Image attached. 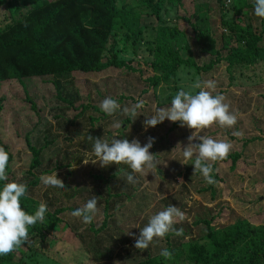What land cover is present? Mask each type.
<instances>
[{
	"label": "trees",
	"instance_id": "trees-1",
	"mask_svg": "<svg viewBox=\"0 0 264 264\" xmlns=\"http://www.w3.org/2000/svg\"><path fill=\"white\" fill-rule=\"evenodd\" d=\"M136 1L139 2V0ZM191 1V14L181 16L179 11L186 12L183 9L184 0H140L139 3L132 5L123 0H0V7L5 6L9 17L8 22L3 24L0 22V88L5 82L17 81L24 92L25 101L36 116L35 125L23 136L24 154L30 155L29 164L25 166L22 163L23 169L19 172L17 169H20V162L17 163L13 154L0 140V147L9 153L6 170L8 181H0V187L6 182H19L22 180L19 179V175L23 179L30 177L31 180H27L26 183L27 193L21 198V206L28 214H34L39 207V202L30 197L28 191L30 188L42 186L39 177L42 174L48 175L50 171L43 169L41 174H35V171L42 169L44 160L42 159L43 149L37 146L38 142L33 143V138L38 134L45 117L39 115L37 105L26 91L24 79L51 77L50 84L54 89V95L44 101L46 112L54 109L65 113L64 118L60 119L61 133L59 136L54 135L48 145H53L59 150L62 140L70 142L74 138L83 137L85 133L83 146L90 148L92 142L88 140V136L99 138L101 135L96 134L103 127L100 125L99 117L106 121L111 116L104 114L98 106L83 102L79 96L80 93L78 94L80 88L74 75H102L112 70L113 76L100 78L131 76L129 77L133 83L131 91L132 88H139L142 85L140 90H143L145 94L151 89L152 92H156L161 83H172L176 84L177 88L175 86L171 88L177 93L176 89L179 88L177 75L180 69L192 70L200 76V80L215 81L214 70L222 62L226 63V70L230 71L235 66L245 67L264 61V46L260 45L263 40L262 34L255 33L249 16L250 10L254 9V1L248 3L247 0H231L228 4V0H215L219 7L220 26L223 28L220 36L223 46L221 45L220 49H217L209 24L211 9L207 2L210 0ZM169 9H175L174 22L164 18ZM228 16H231L232 20H229ZM180 20L184 22L188 30L179 28L177 21ZM260 23L263 24L264 20L261 19ZM223 51L226 53L225 56L222 55ZM140 52H146V55L139 58L141 60L139 62L137 56ZM205 56L210 57L209 62L200 66L197 61L204 59ZM145 65L153 72L152 77H142L146 69L143 68ZM136 77H138V83ZM91 81L93 80L84 79L85 88ZM64 84L69 86V92H67L68 86L64 88ZM196 91L198 92L199 89ZM129 97L133 96H119L117 102L119 104L128 102ZM171 98L169 94L167 99ZM134 101L131 99V102ZM3 102L4 98L1 97L0 112L3 110ZM230 103H227L230 106L229 110L234 112L235 108ZM89 111L97 113V116L88 118ZM125 117L119 121L122 122V129L116 127L115 130H111L116 122H110L107 126V134L104 133V139L110 142L112 138L124 135L127 125L132 122V118ZM259 119L260 117L256 118V121ZM213 127L208 128V131H212ZM132 129L138 130L136 126ZM179 129L185 131V127H179ZM109 130L112 132L110 133ZM223 130L226 136L231 138V132L237 131V127L223 128ZM148 133L151 134L152 130ZM155 135L152 133V136L155 137ZM259 138L256 136L244 140L241 151L236 152L233 149L227 159L220 163L234 169L235 163L239 158L244 157V154L248 153L249 158L258 154L254 153L256 150H253L254 147L248 149V145L257 142ZM128 140L130 142V137ZM166 152L168 153V150ZM259 155L262 157V154ZM54 158L53 162L56 163L58 170L61 166L57 164V157L54 156ZM69 159L75 161L72 167L78 170L79 166L76 163L81 164L80 159L77 160L73 156ZM13 162L16 163L14 167H12ZM249 163H251L250 160ZM212 167L215 166L212 165ZM261 173L258 172L260 175ZM91 175L93 180H100V177H103ZM113 178L115 174L110 175V179ZM214 179L217 182L222 180L219 172L214 175ZM105 181L104 178L101 179L102 184ZM262 184L260 182L258 185ZM96 187L98 189L102 187L95 196L98 199L97 205H102L104 213L105 219L101 225L103 229L118 203L119 194L111 195L112 189L108 185L96 184ZM214 187L215 185L208 184L206 190V192L210 191L213 200L216 197ZM87 189L83 187L77 192L65 188L62 192H57L58 194L54 195L53 192V199L55 200L54 197L58 195L56 201L64 198L68 203L72 201V204L78 205V200L81 199L82 193L87 192ZM74 197H76L75 201ZM75 210L76 208L69 207L66 211L72 213ZM62 213L61 208L53 212L47 209L44 222H38L29 227V242L6 256H0V264H22V259L32 242L46 244L44 240L46 235L56 231L63 224L60 218ZM218 216L219 211L213 216L211 214L207 218L193 222L194 225L201 224L205 228L203 234L195 240L182 242V235L175 236L172 233L166 235L163 241L166 244L165 248L172 253L171 259H165L160 253L143 255L139 250L130 253L127 248L122 251L131 257V264H264V210L257 218L263 223H253L238 218L230 226L216 228L213 223ZM88 225L89 230L94 232L93 222ZM95 232L98 233V230ZM120 243V245L115 243L114 248L121 249L129 242L120 241ZM17 254L18 259L15 258ZM110 254L111 252L95 254L93 258L97 260L96 263L101 264L113 260Z\"/></svg>",
	"mask_w": 264,
	"mask_h": 264
},
{
	"label": "rangeland",
	"instance_id": "rangeland-1",
	"mask_svg": "<svg viewBox=\"0 0 264 264\" xmlns=\"http://www.w3.org/2000/svg\"><path fill=\"white\" fill-rule=\"evenodd\" d=\"M123 1H126L129 5L140 2V0L139 2L136 0ZM253 1L247 0L248 3ZM191 2V0H184L183 9L186 12L179 11L181 16L191 14ZM207 4L211 9L209 24L213 31L212 36L217 43V49H220L221 45L223 46V43L220 42L223 28L220 26L219 7L215 0H210ZM179 13L177 12V16ZM249 16L251 17L255 33L262 34L263 40L260 45L264 46V23L261 24V18L254 15V9L250 10ZM175 17V9H169L164 18L169 22H174ZM227 18L232 20L231 16ZM8 19L7 9L5 6L0 7L1 24L8 22ZM151 23L154 24V21ZM177 23L180 29H186L182 20L177 21ZM145 55L146 52H140L137 56L138 61L140 62L139 58ZM222 55H226L225 51L222 52ZM209 59V56H205L204 59L197 61V63L201 66L207 64ZM143 68L146 69H144L142 77H152L153 72L150 71L148 66L145 65ZM214 71L216 89L213 95L217 93L224 94L225 103H230L232 100L230 105L235 108L234 113L237 115L235 126L237 131L242 132V135L236 137L231 132L230 138L226 136L223 128L215 125H213L214 127L212 126V131L205 129L199 135L230 142L232 144L231 151L234 149L236 152L241 151L244 140H249L256 136L260 137L257 142L248 145V149L254 147L253 150L256 149L254 153L258 154L250 158L247 155L248 153L244 154L247 157L242 156L239 158L234 165V169L223 166L220 161L212 164L215 166L212 172L213 178L217 172L220 173L222 178L220 182L215 184L213 189L216 194L215 200L211 198L210 191L206 192L208 184L202 175L199 172L193 174L194 165L192 163L195 157L189 160L188 164L181 163L184 160L183 148L187 146V138L192 134V130L185 127V131H181L179 122L174 123L166 119L155 127L149 126L145 131L144 120L155 115L157 109L171 104V100L176 94L175 89L173 90L171 87H176V84L161 83L156 92H152L151 89L145 94L143 90H140L142 85L139 88H132L131 91V86H133L131 78H129L131 76L100 78L111 76L114 74L112 70H108L102 75H74L80 88V91H78L80 98L83 102L91 103L95 107H99V104L106 97H111L118 101V97L122 95L133 97H129L130 100L128 102L120 104L121 110L124 107H131L139 100L145 101L144 107L138 110L137 117L132 118L130 125H127L124 135L116 138L129 139L130 137V142L133 139L139 140L141 146L147 143L149 137L154 138L153 147L149 151L155 155L159 165L157 166L156 174L149 173L147 169L143 174H134L137 183L130 184L127 182L125 173H131V169L125 164H113L101 168L99 165L97 167L94 166L91 162L88 164L83 163L85 160L91 161L95 159L94 155H92V145L90 148L83 146L85 133H83V137L74 138L70 142L65 139L62 140L59 150L53 145H48L53 140L54 135L59 136L61 133L62 122L60 119L64 118L65 113L54 109L46 112L44 101L54 95V89L50 84L51 77L24 79L26 91L37 105L39 115L45 117L38 134L33 138V143L38 142L37 146L43 149L42 159L44 160L42 169L35 171V174H41L43 169L50 171L48 175L56 171L57 177L63 180L65 188L73 189L77 192L83 187L88 189L87 192L82 193L81 199L77 202L78 205H74L72 201L68 203L64 198L56 201L58 195L54 197L55 200L53 199V192L55 195L64 189L46 188L42 183V186L30 188V191H28L29 196L33 199L35 198L39 204L45 202L49 212H53L57 208L63 210L60 215L63 224L56 231L46 235L44 239L46 244L32 242L31 247L26 251L22 259V264H98L95 262L97 260L93 258V255L107 252H111L110 258H113V260L102 262L101 264H131V257L127 256L122 249L127 248L130 253L137 251L134 246L135 237L139 235L140 228H143L148 223L150 216L164 210L169 205L177 206L184 213L183 221L178 220L175 224V228L183 229L182 242L195 240L203 234L204 226L201 224L196 226L193 222L207 218L211 214L213 216L218 211L219 216L213 223L216 228L230 226L238 218H243L253 223H263L261 219L257 218L259 213L264 210V61L245 67L235 66L230 71L226 70V63L222 62L219 66H216ZM85 78L93 80L86 85V88L84 86ZM137 78L136 81L138 83ZM197 78L200 79V76H197L192 70L180 69L177 75V86L185 91L192 90L191 85L196 82ZM67 86V84H64V88ZM179 88L176 91H179ZM192 91L194 93L197 92L196 89ZM67 92H69V86ZM169 94H171V99H167ZM1 97L4 98V102L3 110L0 112V140L8 148L9 152L13 154L17 163L20 162V169L16 168L17 172H19V170L23 169L21 167L23 166L22 163L25 166L29 164L30 155L28 153L24 154L23 136L35 125L36 116L25 101L24 92L17 81L3 83L0 88ZM131 99L135 101L131 102ZM242 108L243 110H241ZM89 113L90 115H87L88 118L97 116V113L93 111H89ZM258 117L260 119L256 121ZM99 118L100 125L103 127L96 134L104 135L103 137L99 135V138L104 139L110 122H119L126 117L118 111L106 121L101 117ZM133 126H136L138 130L132 129ZM253 126L255 128H252ZM122 128L120 127V129ZM115 129L116 127L114 126L111 130ZM177 129L178 131H176ZM111 130H109L110 133L112 132ZM150 130L156 134L155 137L152 136V133H148ZM181 135L182 137H180ZM194 143H199V141H194ZM65 146L68 147L65 148ZM64 148L67 153H64ZM163 148L164 151H162ZM166 150H168V153ZM259 154H262V157ZM54 156L57 157V164L61 166L58 170L55 166L56 163L53 162ZM71 156L77 158V160L80 159L81 164L79 162L76 163L79 166L78 170L72 167L75 165V161L69 159ZM15 165L16 163L13 162L12 167ZM258 172H262L261 175ZM91 174L102 175L103 177H100V180H93ZM111 174H115V178L112 180L110 179ZM25 178L23 179L19 175V179L22 180L17 183L26 184L27 180H31L30 177ZM103 178L106 180L104 184L101 183ZM260 182L263 184L258 185ZM91 183L93 185H90ZM256 183L258 184L256 185ZM96 184H100V186L108 185L112 189L110 191L111 195L119 194L118 203L113 208L112 214L103 229H101V225L105 219L104 213L102 205H97L98 212L93 220V231L98 230V233L89 230L88 224H84L81 219L73 217L71 212L66 211L69 207L76 209L82 207L93 195L98 194L102 187L98 189ZM75 199L76 197H74V201ZM255 214L257 217L254 216ZM120 241L129 243L125 244L121 249H115L114 244L120 245ZM165 247L166 244L163 239L154 241L141 254L147 255L151 253L156 255ZM15 258L18 259L19 255H15Z\"/></svg>",
	"mask_w": 264,
	"mask_h": 264
},
{
	"label": "clouds",
	"instance_id": "clouds-1",
	"mask_svg": "<svg viewBox=\"0 0 264 264\" xmlns=\"http://www.w3.org/2000/svg\"><path fill=\"white\" fill-rule=\"evenodd\" d=\"M231 0H228V4ZM227 7V4H226ZM254 15L264 20V0H254ZM192 90H179L171 100V104L156 110L155 115L147 118L144 123L145 131L149 126L155 127L166 119L170 122H179L180 127H187L192 130L188 136V144L183 148V162L188 164L189 160L195 157L193 174L199 172L209 185L218 183L212 176V164L227 159L232 144L224 140L213 139L210 136L199 135L205 129L218 125L220 128H232L237 123V115L230 112L229 104L225 103V96L215 94L216 83L213 80H200L191 85ZM145 105L144 100H139L131 107H124L113 98L106 97L100 104V110L112 116L118 111L121 115L135 118L138 110ZM122 122H116L115 127H121ZM233 136L240 137L242 132L235 131ZM88 140L92 142V155L95 159L83 161L84 164L91 162L99 164L101 168L113 164H125L131 169V173H125L127 182L137 183L134 174H143L147 169L150 173L157 172L158 161L155 155L149 150L153 147L154 138L149 137L146 144L141 146L139 140L112 138L111 141L102 138H95L91 135ZM199 141V143H194ZM9 153L0 147V181H8L7 167ZM72 168V167H71ZM75 169V168H72ZM41 183L46 187L65 189L62 179L57 177L56 171L51 175L42 174L39 177ZM27 193V185L17 182H6L0 187V256H6L25 243L29 242V227L38 222L43 223L47 204L41 202L34 214H28L21 206V198ZM98 199L95 195L86 204L71 213L73 217L79 218L84 224H91L98 212ZM184 213L174 205L167 206L164 210L152 215L148 223L140 228V233L135 237V248L140 252L147 250L154 241L162 240L172 233L175 236L183 235V229L174 227L179 221H183ZM132 235L131 233H128ZM160 255L165 259H171L172 253L164 248Z\"/></svg>",
	"mask_w": 264,
	"mask_h": 264
},
{
	"label": "crops",
	"instance_id": "crops-1",
	"mask_svg": "<svg viewBox=\"0 0 264 264\" xmlns=\"http://www.w3.org/2000/svg\"><path fill=\"white\" fill-rule=\"evenodd\" d=\"M244 157H247L246 155ZM248 160V159H247ZM247 160H245L247 162Z\"/></svg>",
	"mask_w": 264,
	"mask_h": 264
}]
</instances>
